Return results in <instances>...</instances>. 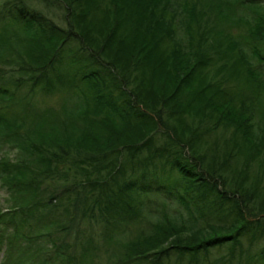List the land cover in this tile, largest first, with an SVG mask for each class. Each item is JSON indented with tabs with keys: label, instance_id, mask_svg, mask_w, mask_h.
<instances>
[{
	"label": "trees",
	"instance_id": "1",
	"mask_svg": "<svg viewBox=\"0 0 264 264\" xmlns=\"http://www.w3.org/2000/svg\"><path fill=\"white\" fill-rule=\"evenodd\" d=\"M34 1L0 5L4 261L264 264V5Z\"/></svg>",
	"mask_w": 264,
	"mask_h": 264
},
{
	"label": "rangeland",
	"instance_id": "2",
	"mask_svg": "<svg viewBox=\"0 0 264 264\" xmlns=\"http://www.w3.org/2000/svg\"><path fill=\"white\" fill-rule=\"evenodd\" d=\"M259 2H261L264 5V0H259ZM1 3H2V0H0V5H1ZM29 5L31 7H33L34 9H36V10L44 11V9L40 5V3H38V2H36L34 0H30ZM56 12L57 13L55 15H52V16L48 13V16L49 17H52L55 22L61 24L60 23V18L61 17H60V14H59L60 11L59 12L56 11ZM211 19H212V21H210L208 24L209 25H213V24L216 25L218 28H220L221 30H223V32L228 33V31H229V33L234 34V35H237L240 31L246 32L245 31V27H243V26H240V27L239 26H235V25L228 26L225 23L216 22L215 20H213L212 17H211ZM213 22H215L216 24L213 23ZM17 53H18L17 51L16 52L12 51L11 54H10V56L12 55L11 58H9V60L6 61L3 65L0 63V67H3V69L6 72H8L10 69H12V67H14L13 66L14 65L13 55H17ZM253 63L256 65V60L255 59L253 60ZM261 69L264 71V67H262ZM3 155H6V156H8L10 158H14V152L8 151L6 149H3L1 147V145H0V157L3 156ZM261 158H264V151L262 153ZM7 194L8 193H7L6 189L2 186V180L0 179V210H6V207L8 205V202H7V199H8ZM167 210L168 211L169 210H175V208L174 207H170V208L167 207ZM1 229H2V226H0V234L4 235V233L1 232ZM0 240L3 243L4 240H2V239H0ZM3 252H4V246L0 244V264H7V262L4 261V256H3L4 253ZM97 260L100 261V259L98 257H97ZM102 263H104V262H102Z\"/></svg>",
	"mask_w": 264,
	"mask_h": 264
}]
</instances>
